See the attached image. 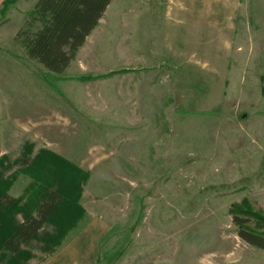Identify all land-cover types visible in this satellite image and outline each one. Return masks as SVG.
Segmentation results:
<instances>
[{"label":"rangeland","instance_id":"obj_1","mask_svg":"<svg viewBox=\"0 0 264 264\" xmlns=\"http://www.w3.org/2000/svg\"><path fill=\"white\" fill-rule=\"evenodd\" d=\"M37 1L0 9V181L33 210L47 187L21 161L43 150L89 179L28 264H264L230 213L264 214V0H112L62 75L18 38Z\"/></svg>","mask_w":264,"mask_h":264},{"label":"trees","instance_id":"obj_2","mask_svg":"<svg viewBox=\"0 0 264 264\" xmlns=\"http://www.w3.org/2000/svg\"><path fill=\"white\" fill-rule=\"evenodd\" d=\"M17 0H6L2 14ZM112 0H38L29 13L35 32H21L27 57L50 73L62 75L76 59L92 32L99 26ZM28 154L30 153L27 150ZM31 174L43 182L47 192L33 210L22 207L21 199L8 194L10 184L0 181V263L28 264L32 259L24 246L44 234L48 254L61 245L69 231L84 215L79 205L82 188L89 174L51 151L43 150L34 159L24 157ZM230 213L239 236L250 246L264 251V214L254 210L248 200L234 204ZM23 215L19 222L17 216Z\"/></svg>","mask_w":264,"mask_h":264},{"label":"crops","instance_id":"obj_3","mask_svg":"<svg viewBox=\"0 0 264 264\" xmlns=\"http://www.w3.org/2000/svg\"><path fill=\"white\" fill-rule=\"evenodd\" d=\"M6 0H0V9H1V7H2V5H3V3L5 2ZM72 248V247H71ZM72 253H73V250H70ZM56 253H54V255H55ZM56 257V256H55ZM56 261V260H55ZM54 261V259H52V261L51 262H55ZM57 263H58V261H57ZM59 263H61V262H59Z\"/></svg>","mask_w":264,"mask_h":264}]
</instances>
